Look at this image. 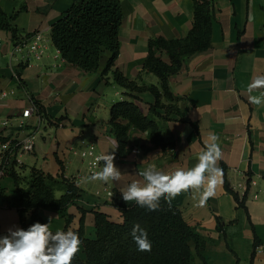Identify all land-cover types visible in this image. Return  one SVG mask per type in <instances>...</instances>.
Segmentation results:
<instances>
[{"label":"crops","instance_id":"0c3cea01","mask_svg":"<svg viewBox=\"0 0 264 264\" xmlns=\"http://www.w3.org/2000/svg\"><path fill=\"white\" fill-rule=\"evenodd\" d=\"M73 1L0 0V11L11 18L27 43L36 33L44 39L38 59L27 44L16 50L12 33L0 29V143L4 139L22 143L35 136L33 151L23 153L21 162L13 165L19 187L29 189L32 168L57 180L56 197L65 192L61 177L74 180L81 196L67 211L73 216L69 229L79 228L83 209L86 235L93 238L95 211L122 222L116 204L122 189L134 180L143 183L139 173L150 165L169 175L194 167L214 133L219 137L222 156L218 167L223 171L216 194L202 206L199 193L193 199L191 189L174 199H180L185 221L196 228L205 244L198 255L192 243V264H264V106L252 105L247 98V86L264 75V0H212L216 10L211 48L188 58L169 79L173 93L182 98L178 106L187 109L184 120L161 122L165 135L175 139V147L146 151L148 133L133 129L129 134L132 151L122 158L107 124L114 103L129 97L115 83L113 70L140 84L159 85L158 77L143 68L149 41L159 36L185 37L193 26V1L121 0L120 54L104 78L101 73L110 52L105 53L98 71L86 73L66 62L51 40L52 25ZM132 94L142 100L139 105L147 114L154 96L150 92ZM252 95H259V90ZM35 102L46 117L33 113L23 118L24 110ZM89 143L101 155L115 152V164L122 173L119 181L90 179L88 160L75 152ZM102 167L103 162L96 172ZM226 185L238 194L239 201ZM16 187L10 175L0 179V238L9 229H22L17 209L5 202ZM39 215L46 223L53 218L52 232L64 230L60 211L42 208Z\"/></svg>","mask_w":264,"mask_h":264},{"label":"trees","instance_id":"16d2710c","mask_svg":"<svg viewBox=\"0 0 264 264\" xmlns=\"http://www.w3.org/2000/svg\"><path fill=\"white\" fill-rule=\"evenodd\" d=\"M192 1L193 26L185 37L167 39L159 36L149 41V52L143 68L158 77L159 85L140 84L125 77L118 69L113 70L120 54V29L124 20L121 0H74L52 25L51 40L54 46L66 62L83 72L98 71L105 53L110 52L102 77L113 70L115 83L125 89L129 97L114 103L107 124L109 134L117 141V154L121 158L132 151L129 134L133 129L148 133L150 144L144 146L146 151L175 147V139L165 135L161 122L184 120L187 109L182 110L178 106L182 98L173 93L169 79L182 69L188 58L211 48L216 10L212 0ZM10 20L0 11V29L12 33L14 46L24 44L27 38L21 37ZM143 92H150L155 98L147 114L139 105L142 100L132 94ZM35 104L39 114L45 116L40 105ZM7 174L14 179L17 187L10 199L5 197V202L17 209L22 229L27 230L36 222L46 223L39 215V210L45 208L60 211L66 223L63 231L69 230L73 216L67 211L78 204L81 196V189L74 180L61 177L65 192L56 197L54 184L57 180L39 169L32 168L28 190L19 187L13 165ZM226 188L239 201L238 194L228 185ZM116 204L122 213V222L111 221L105 213L95 211L93 238L86 235L85 210L81 209L83 216L80 226L73 231L78 233L82 243L72 264H192V243H195L198 255L204 251L205 244L196 228L190 226L183 217L180 199L173 200L171 206L162 199L157 211H149L135 202L126 203L122 195L118 194ZM135 224L147 231L152 243L150 252L138 251L131 236ZM218 224L221 228L220 219Z\"/></svg>","mask_w":264,"mask_h":264},{"label":"clouds","instance_id":"9594fccd","mask_svg":"<svg viewBox=\"0 0 264 264\" xmlns=\"http://www.w3.org/2000/svg\"><path fill=\"white\" fill-rule=\"evenodd\" d=\"M258 90L259 95H252ZM247 93L250 104L264 106V75L253 79L247 86ZM218 139L214 133L209 135L210 142H206V149L197 157L198 163L190 169H177L169 175L150 165L139 173L143 183L134 180L121 190L122 199L126 203L134 201L149 211H157L162 199L171 206L177 196L191 189L194 190L193 199L196 198L195 193H199V204L204 205L222 184L223 171L218 167L222 153ZM96 159L103 162V167L91 175V180L107 183L121 179L122 173L115 164L114 151L99 155ZM52 219L49 217L48 223L43 224L36 222L27 230L9 229L8 235L0 238V264H72L82 241L78 233L71 229L53 233L50 227ZM131 236L138 251H151L148 233L139 224L133 226Z\"/></svg>","mask_w":264,"mask_h":264},{"label":"built area","instance_id":"2783aa9c","mask_svg":"<svg viewBox=\"0 0 264 264\" xmlns=\"http://www.w3.org/2000/svg\"><path fill=\"white\" fill-rule=\"evenodd\" d=\"M43 36L40 33H36L32 40L27 43L24 42L22 45L14 46L16 50H21L24 45H28L29 52L34 54L36 58L40 59L43 54ZM1 45V43H0ZM33 113H39L37 105L34 103L31 108L24 110L23 118H28ZM40 115V114H39ZM7 120L3 122L4 125H7ZM35 146V136H31L24 140L22 143H12L10 141L0 143V179L7 175L9 168L15 163L21 162V155L23 153H29L33 151ZM81 157L88 160L89 173L93 174L100 167L102 162H98L96 157L101 155L93 143L85 145L84 148L75 150ZM256 182L252 181V185H255ZM108 196H114L111 191H107ZM256 198V195L254 196Z\"/></svg>","mask_w":264,"mask_h":264}]
</instances>
